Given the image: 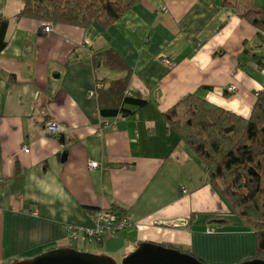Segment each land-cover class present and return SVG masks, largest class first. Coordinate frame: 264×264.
Returning <instances> with one entry per match:
<instances>
[{
  "label": "crops",
  "instance_id": "1",
  "mask_svg": "<svg viewBox=\"0 0 264 264\" xmlns=\"http://www.w3.org/2000/svg\"><path fill=\"white\" fill-rule=\"evenodd\" d=\"M22 6L0 0L7 19L0 51V264L73 245L70 230L92 227L106 208L120 210L128 225L105 236L95 253L117 263L141 241L181 247L207 264L250 257L252 231L230 213L162 113L195 93L247 117L264 85V33L228 0H138L107 25L51 22L48 32L45 21L19 16ZM106 48L124 70L96 57ZM124 75L128 95L147 103L102 118L95 90ZM230 84L235 89L226 92ZM47 120L60 133H44ZM76 244L71 248L84 251L94 242Z\"/></svg>",
  "mask_w": 264,
  "mask_h": 264
},
{
  "label": "trees",
  "instance_id": "2",
  "mask_svg": "<svg viewBox=\"0 0 264 264\" xmlns=\"http://www.w3.org/2000/svg\"><path fill=\"white\" fill-rule=\"evenodd\" d=\"M137 1L23 0L18 15L82 27L94 21L107 25ZM228 3L257 31L264 33L263 5L256 0H228ZM6 25L7 19L0 15V51L5 45ZM96 57L111 69L124 70L122 59L111 48L98 52ZM126 82L127 75H124L95 90L102 118L123 117L147 103L143 98L128 95ZM129 105L136 108L130 109ZM162 114L177 133L178 141L203 163L209 181L217 188L230 213L252 231L253 252L246 259L264 258V85L256 93L247 117L195 93L184 95ZM116 213L122 215L120 210ZM214 219L217 218L209 220ZM162 245L190 253L178 246Z\"/></svg>",
  "mask_w": 264,
  "mask_h": 264
},
{
  "label": "water",
  "instance_id": "3",
  "mask_svg": "<svg viewBox=\"0 0 264 264\" xmlns=\"http://www.w3.org/2000/svg\"><path fill=\"white\" fill-rule=\"evenodd\" d=\"M65 153L61 154V160ZM10 264H207L193 254L151 241H141L124 255L120 262L107 255L58 247L42 252L31 259ZM236 264H264V258H250Z\"/></svg>",
  "mask_w": 264,
  "mask_h": 264
},
{
  "label": "built area",
  "instance_id": "4",
  "mask_svg": "<svg viewBox=\"0 0 264 264\" xmlns=\"http://www.w3.org/2000/svg\"><path fill=\"white\" fill-rule=\"evenodd\" d=\"M51 22L43 23L42 30L48 32L51 30ZM162 61L169 64V60L163 58ZM264 74V69H261ZM235 86L233 84L225 87L226 92L234 91ZM94 94V89L89 91V95ZM119 115H116L118 117ZM106 124V122H104ZM61 129L59 124L54 120H47L43 125V132L55 136L60 133ZM26 149V148H24ZM89 168H95L97 161H88ZM94 225L90 228H72L69 232V240L73 245L76 243H84L86 241L100 243L107 235L116 234L122 228L126 227L128 223L123 215H118L115 210L111 208L98 210L93 217ZM207 231H212V228L207 227ZM76 248V247H75ZM79 248V247H78Z\"/></svg>",
  "mask_w": 264,
  "mask_h": 264
},
{
  "label": "rangeland",
  "instance_id": "5",
  "mask_svg": "<svg viewBox=\"0 0 264 264\" xmlns=\"http://www.w3.org/2000/svg\"><path fill=\"white\" fill-rule=\"evenodd\" d=\"M96 244H97V243H94L93 246H92V245H89V244L86 245L87 247L85 246L84 251H87V252H90V253H95V252H97L98 249H97V247H96ZM95 254H96V253H95ZM196 257H197V256H196ZM198 258H199V257H198ZM199 259H200V258H199ZM200 260H201V259H200ZM203 262H204V261H203Z\"/></svg>",
  "mask_w": 264,
  "mask_h": 264
}]
</instances>
